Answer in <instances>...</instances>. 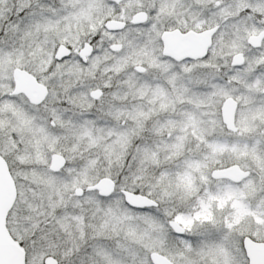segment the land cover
Here are the masks:
<instances>
[{"label": "snow or ice", "instance_id": "snow-or-ice-1", "mask_svg": "<svg viewBox=\"0 0 264 264\" xmlns=\"http://www.w3.org/2000/svg\"><path fill=\"white\" fill-rule=\"evenodd\" d=\"M0 264H264V0H0Z\"/></svg>", "mask_w": 264, "mask_h": 264}]
</instances>
